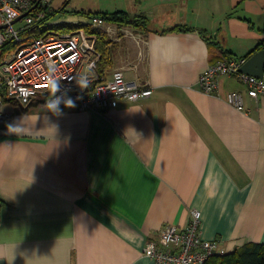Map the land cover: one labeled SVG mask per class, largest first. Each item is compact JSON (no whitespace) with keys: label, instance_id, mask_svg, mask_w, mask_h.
<instances>
[{"label":"crops","instance_id":"obj_1","mask_svg":"<svg viewBox=\"0 0 264 264\" xmlns=\"http://www.w3.org/2000/svg\"><path fill=\"white\" fill-rule=\"evenodd\" d=\"M87 1L72 13L124 10L148 29L119 23L129 34L110 37L106 24L52 21L51 8L32 32L97 28L102 72L119 68L152 91L103 110L60 104V114L46 92L3 103L12 118L0 124V264H155L144 244L164 223L185 225L190 208L224 252L264 243V95L249 96L234 73L219 74L212 93L197 83L209 63L258 49L264 0ZM175 25L191 29L167 30ZM230 90L246 114L226 102Z\"/></svg>","mask_w":264,"mask_h":264},{"label":"built area","instance_id":"obj_2","mask_svg":"<svg viewBox=\"0 0 264 264\" xmlns=\"http://www.w3.org/2000/svg\"><path fill=\"white\" fill-rule=\"evenodd\" d=\"M39 1L0 0V45L5 39L14 43L11 53L0 62V124L8 123L12 118L10 111L1 108L4 102L27 104L41 92L47 93L46 105L54 95L62 100L71 97L78 109L95 110L114 107L119 99L136 101L151 94L149 85L125 78L119 68L112 69L109 74L97 70L102 57L96 45L100 31L87 32L83 28L49 30L44 27L32 32V24L45 15L46 5L41 6ZM17 21L19 24L15 27ZM88 21L97 27L106 24L105 31L110 37L129 34L124 30L128 29L126 25L106 22L99 14H92ZM244 60L239 57L209 63L198 75L200 90L212 93L219 74L234 73L249 96L255 99L264 95V79L240 70ZM95 70L98 72L94 73ZM54 79L59 85L55 93L51 84ZM225 100L236 110L247 113L241 91H227ZM199 225L200 211L190 208L185 225L164 223L156 237L146 241L143 252L155 264H202L210 255L223 253L217 239L202 238Z\"/></svg>","mask_w":264,"mask_h":264},{"label":"trees","instance_id":"obj_3","mask_svg":"<svg viewBox=\"0 0 264 264\" xmlns=\"http://www.w3.org/2000/svg\"><path fill=\"white\" fill-rule=\"evenodd\" d=\"M66 1V0H65ZM65 1L63 5L65 4ZM59 7V9H62ZM45 15L48 17V11L44 8ZM85 16H91L92 14H99L106 20L116 22V24H128L133 27H140L141 29H148L147 18L142 14H128L124 10H113V11H97V12H82ZM45 17V18H46ZM58 26V25H55ZM76 25H71L69 23L60 24L61 29H70ZM36 24H33V29ZM191 29L186 25H175L167 28V30H182ZM202 30V29H201ZM206 35H204L205 37ZM207 42H214L215 40H209L210 37H205ZM96 45L101 51V60L99 62L100 68L103 70L104 66L108 63L107 60V50L105 49L102 35L97 34ZM14 48V43L11 40L5 39L0 45V62H3ZM254 48H264V41L260 40ZM1 203V202H0ZM202 264H264V243L255 241H246L241 245L233 248L230 251L223 253L212 254L207 257Z\"/></svg>","mask_w":264,"mask_h":264},{"label":"rangeland","instance_id":"obj_4","mask_svg":"<svg viewBox=\"0 0 264 264\" xmlns=\"http://www.w3.org/2000/svg\"><path fill=\"white\" fill-rule=\"evenodd\" d=\"M65 0H40V5H46V10L48 11V13L50 12V10H53L51 8H54L55 11L54 13L51 15L50 20L52 21H57V22H69V21H73V22H79V21H88V16L86 18V16H84L82 13H72V11L75 10V6L79 7L82 6L85 2H91V1H87V0H66L65 2H67L66 5V10L65 11H61L62 9H59L60 7H64L65 4L63 5ZM111 0H104L103 2L109 3ZM104 4V3H102ZM101 8H103L102 6H100ZM68 10V11H67ZM19 24V21L14 23V26L17 27ZM47 29L49 30H63L60 29L58 26L55 25H49L47 26ZM72 29V28H70ZM68 29V30H70ZM89 29H94L99 31L97 28H92L91 26H88V28L86 30ZM67 30V29H65ZM39 96V95H38Z\"/></svg>","mask_w":264,"mask_h":264},{"label":"water","instance_id":"obj_5","mask_svg":"<svg viewBox=\"0 0 264 264\" xmlns=\"http://www.w3.org/2000/svg\"><path fill=\"white\" fill-rule=\"evenodd\" d=\"M23 14L24 13H22L18 17L22 16ZM17 18L13 19L12 22L15 21ZM1 26L2 25H0V27ZM263 63H264V49H257L253 51L240 65V70L248 74H253L262 77Z\"/></svg>","mask_w":264,"mask_h":264},{"label":"clouds","instance_id":"obj_6","mask_svg":"<svg viewBox=\"0 0 264 264\" xmlns=\"http://www.w3.org/2000/svg\"><path fill=\"white\" fill-rule=\"evenodd\" d=\"M81 83H86V81L81 80ZM52 89L53 93H55L58 89V81L57 80H52ZM48 108L51 110L50 112L54 114H60L62 112V108L60 107V104L63 103L65 107H73L75 102L71 97H67L65 99H61L59 96H54L52 95L48 101H46ZM10 128H15L16 126H11L9 125Z\"/></svg>","mask_w":264,"mask_h":264}]
</instances>
